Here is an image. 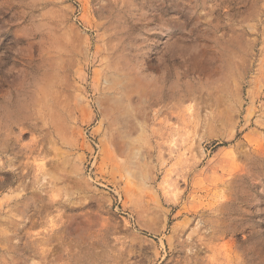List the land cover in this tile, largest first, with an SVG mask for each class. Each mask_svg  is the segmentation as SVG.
<instances>
[{
    "label": "rangeland",
    "instance_id": "obj_1",
    "mask_svg": "<svg viewBox=\"0 0 264 264\" xmlns=\"http://www.w3.org/2000/svg\"><path fill=\"white\" fill-rule=\"evenodd\" d=\"M0 264H264V0H0Z\"/></svg>",
    "mask_w": 264,
    "mask_h": 264
},
{
    "label": "bare ground",
    "instance_id": "obj_2",
    "mask_svg": "<svg viewBox=\"0 0 264 264\" xmlns=\"http://www.w3.org/2000/svg\"><path fill=\"white\" fill-rule=\"evenodd\" d=\"M132 2V1H131ZM135 2V1H134ZM130 5V4H129ZM132 13V12H131ZM132 16V14L131 15H129V17H131ZM123 18V17H122ZM126 19H128V17L127 18H125V19H122L121 21H120V19H117L118 20V22L120 21V24H125V22L127 21ZM24 105H18V107H17V111H18V113H22L23 111H24ZM232 242V241H231Z\"/></svg>",
    "mask_w": 264,
    "mask_h": 264
}]
</instances>
